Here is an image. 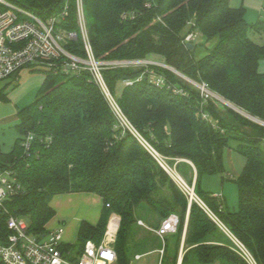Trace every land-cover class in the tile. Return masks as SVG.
Returning a JSON list of instances; mask_svg holds the SVG:
<instances>
[{
  "label": "trees",
  "instance_id": "1",
  "mask_svg": "<svg viewBox=\"0 0 264 264\" xmlns=\"http://www.w3.org/2000/svg\"><path fill=\"white\" fill-rule=\"evenodd\" d=\"M8 1L43 19L61 13L65 2ZM146 1L83 0L94 57L108 61L158 58L190 80L206 84L240 112L264 122V73L258 71L264 42L257 45L249 37L254 33L264 39V21L248 24L245 10L231 7L230 0H155L149 10L144 8ZM127 13L131 17L123 18ZM60 27L78 34L73 3ZM190 32L197 39L188 50L182 41ZM65 49L77 57L85 55L79 37ZM153 69L186 96L149 84L143 68L105 70L103 78L128 121L159 155L180 160L176 170L183 178L195 169L196 196L257 264H264V126L219 102H203L195 87L166 69ZM30 72H41L42 84L34 102L16 113L20 138L11 151H0V173L11 172L23 187L22 194L7 200L4 208L8 215L28 222L29 234L41 237L46 233V225L55 216L49 205L53 197L89 193L102 199L99 220L95 226L79 224L76 241L62 248L66 257L76 259L88 240L99 243L109 216L115 214L119 218L116 264H130L128 251L138 216L146 214L161 223L175 214L177 230L165 238L161 264H177L181 244L180 264H246L224 243L226 236L198 204L188 207L186 197L136 139L118 133L88 73ZM141 76L131 86L117 89L122 82ZM0 100H6L4 89ZM28 134L34 140L25 152L21 143ZM227 148L244 159L234 180L238 204L232 212L223 198L200 188L202 177L224 174ZM7 214L0 209V243L10 234Z\"/></svg>",
  "mask_w": 264,
  "mask_h": 264
},
{
  "label": "built area",
  "instance_id": "2",
  "mask_svg": "<svg viewBox=\"0 0 264 264\" xmlns=\"http://www.w3.org/2000/svg\"><path fill=\"white\" fill-rule=\"evenodd\" d=\"M72 1V2H71ZM76 9V20L78 34L67 32L60 27L61 22L67 17L70 4ZM155 0H147L144 8L149 10L153 7ZM131 17L124 14L123 18ZM80 38L84 50V57H77L66 51L68 42ZM197 39V34L188 33L183 45L192 44ZM153 67L166 69L176 77L195 87L203 102L213 100L224 104V101L213 94L204 83H196L179 72L170 70L165 64H159L149 59L141 60H97L92 52L86 29L83 13V0H65L63 9L58 15L48 18H40L29 10L18 7L8 0H0V82H18L19 75L23 70L50 69L59 71L65 75H75L82 72L89 74L91 81L102 93L115 122V129L120 135L130 134L139 145L149 153L158 165L172 179L180 192L186 197L188 205L192 202L198 204L207 216L216 224L229 241V248L237 254L246 264H257L249 250L237 240L221 223V221L206 207V205L194 193V183L188 185L177 173V170L167 164V158L159 155L153 147L137 132L128 121L117 100L109 91L104 78L103 71L119 68H143L149 84L156 88H165L175 95L186 96L183 89L168 83L163 75L155 72ZM172 69V68H171ZM142 76L134 81L121 83L122 87L131 86L138 82ZM203 119L208 116L201 114ZM257 124L264 126V122ZM34 140L32 134H28L21 146L25 152L30 149ZM264 147V143H263ZM171 160V159H168ZM178 163L179 160H175ZM23 187L9 171L0 173V209L5 214L4 203L12 197L22 194ZM221 198V196H215ZM6 227L10 234L4 243H0V264H116L117 256L114 250L115 237L118 228V220L114 233L108 235V220L106 232L99 243L91 240L85 242L82 253L75 259L66 257L63 252L64 229L57 227L46 230L39 237L28 233V222L23 218L7 214ZM145 227L142 222H138ZM178 217L175 214L165 218L157 229H150L161 242V248L156 250L160 260L164 254L165 237L176 232ZM143 255H136L134 260H140ZM179 259V258H178ZM160 263V262H159ZM178 264V263H177Z\"/></svg>",
  "mask_w": 264,
  "mask_h": 264
},
{
  "label": "rangeland",
  "instance_id": "3",
  "mask_svg": "<svg viewBox=\"0 0 264 264\" xmlns=\"http://www.w3.org/2000/svg\"><path fill=\"white\" fill-rule=\"evenodd\" d=\"M229 5L233 8L241 7L245 10V20L248 24H254L257 21H264V0H230ZM249 37L257 45H262L264 42V39L261 35L249 33ZM149 60L164 65L163 61L158 58L153 57L149 58ZM258 71L260 73H264V60L259 62ZM42 79L43 74L41 72H30L28 70H23L19 75V80L17 83L11 81L0 82V90L3 89L5 85H7V87L4 89L6 100H0L1 152L7 153L11 151L15 141L20 138V135L15 129V126L18 123L16 119V113L18 110L34 102L36 92L40 87V84L42 83ZM118 88L120 89L121 85H118L117 89ZM179 162L180 160L178 161V163ZM178 163H176L175 160L167 159V164H169L171 168L175 167L176 169V165ZM243 165L244 159L242 156L235 153L231 148L225 149L223 155L224 174L202 177L200 181L201 191L212 196L222 195L226 209L231 212L237 210V188L234 184V180L236 178V175L238 176L240 174ZM178 174L181 176V173ZM194 179L195 178L193 176L192 169L188 173V176L186 178H183V180L188 185L193 184ZM110 216L117 217L115 214H111ZM138 218L145 224H147V226L145 225V227H143L139 223H137L138 226L133 229L134 234L128 251V255L131 259L130 264H161L162 259L160 260V256L156 252V250H159L161 248V242L159 238L156 237L155 234L150 230L155 229L159 225L160 220L155 217H149V219L151 220L150 222L146 214H140ZM117 220L119 223L118 217ZM76 232L77 229L72 235L73 238L69 239V241H71L72 239L73 242L76 241ZM165 238H167V236ZM141 240H145L146 244H142ZM226 240L224 241V243L229 246L230 243L228 239ZM135 254H142L143 256L140 260H134L133 256ZM179 256H182V244L180 247ZM165 257H167L166 254Z\"/></svg>",
  "mask_w": 264,
  "mask_h": 264
},
{
  "label": "crops",
  "instance_id": "4",
  "mask_svg": "<svg viewBox=\"0 0 264 264\" xmlns=\"http://www.w3.org/2000/svg\"><path fill=\"white\" fill-rule=\"evenodd\" d=\"M6 87L7 85H5L3 89ZM192 173L193 176H195L193 168ZM221 198H223L222 195ZM49 205L54 210L55 216L46 225L45 229L48 231L57 227H62L64 229L63 244L71 245L74 242L73 239L71 241H69V239L73 238L72 235L74 231L78 229L81 222H86L91 226L96 225L101 214L102 199L99 196L89 193H70L53 197ZM110 218L111 216L109 219ZM139 221L142 222L144 226H147L142 220Z\"/></svg>",
  "mask_w": 264,
  "mask_h": 264
},
{
  "label": "water",
  "instance_id": "5",
  "mask_svg": "<svg viewBox=\"0 0 264 264\" xmlns=\"http://www.w3.org/2000/svg\"><path fill=\"white\" fill-rule=\"evenodd\" d=\"M186 47H187L188 50H190V49L193 48V45H192V44H187ZM168 69L173 70V69H171V68H168ZM224 103H225L226 106L232 108L233 110H235V111H237L238 113L242 114L243 116H245L246 118L250 119L251 121H253V122H255V123H258V122H259L257 119H254V118H251V117L247 116L246 114L240 112L239 110H237L236 108L232 107V106L229 105L228 103H226V102H224ZM194 172H195V169H194ZM195 176H196V172H195ZM195 176H194V177H195ZM189 206H190V205H188V207H189ZM181 259H182V256H179L178 264H180Z\"/></svg>",
  "mask_w": 264,
  "mask_h": 264
},
{
  "label": "bare ground",
  "instance_id": "6",
  "mask_svg": "<svg viewBox=\"0 0 264 264\" xmlns=\"http://www.w3.org/2000/svg\"><path fill=\"white\" fill-rule=\"evenodd\" d=\"M116 222H117V218L116 217H112V219L110 220L108 229H107L108 230V235L114 233Z\"/></svg>",
  "mask_w": 264,
  "mask_h": 264
}]
</instances>
